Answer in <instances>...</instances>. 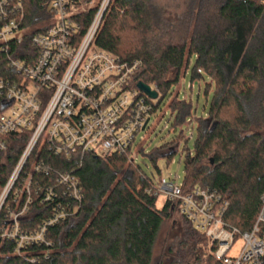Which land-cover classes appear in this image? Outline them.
Returning a JSON list of instances; mask_svg holds the SVG:
<instances>
[{"label":"trees","instance_id":"trees-1","mask_svg":"<svg viewBox=\"0 0 264 264\" xmlns=\"http://www.w3.org/2000/svg\"><path fill=\"white\" fill-rule=\"evenodd\" d=\"M43 2L25 0V26L31 34L44 31ZM96 11L78 15L81 37ZM96 45L123 62H141L134 81L157 89L154 114L173 97L169 108L176 117L171 130L179 134L150 155L153 165L160 158L170 162L175 154L180 153L181 160L186 154L184 193L198 187L217 192L229 203L225 222L250 232L264 195V0H189L188 10L176 20L167 18L153 0H112ZM25 52L36 55L29 38L11 45L15 59L25 60ZM193 57L192 81H209L207 90L213 98L206 117L199 120L192 153L187 136L195 130L198 107L192 96L180 100L175 88ZM15 76L0 53V80ZM6 107L0 100V113ZM29 139V133L6 136L7 150L0 151V197ZM40 162L51 170L35 176L33 198L20 227L27 235L46 227L43 241L25 244L17 252L16 239H1L10 225V211L25 204L15 201L13 190L0 212V264H153L164 223L173 213L180 215L178 205L166 201L158 208L159 197L148 194L156 179L153 173L149 176L128 155L86 156L79 168L78 155L55 157L44 152ZM33 163L34 157L26 169ZM73 170L80 178V201L66 187L57 186L56 173ZM54 188V199L45 201ZM58 213L66 215L49 224ZM183 220L185 238L179 249L183 263L194 259V264H220L211 244V253L206 252L209 240Z\"/></svg>","mask_w":264,"mask_h":264},{"label":"built area","instance_id":"built-area-1","mask_svg":"<svg viewBox=\"0 0 264 264\" xmlns=\"http://www.w3.org/2000/svg\"><path fill=\"white\" fill-rule=\"evenodd\" d=\"M111 2L44 0V31L31 34L32 30L25 26V0H0V53L6 55L16 75L15 79L0 80V100L7 104L0 113V151L7 150L6 136L30 134L0 197V212L13 190L16 202L25 201L22 207L10 211V225L1 238L16 239L17 252L25 244L43 241L46 232L43 227L35 235H27L20 227L33 198L35 176L51 170L40 162L42 154L78 155L79 168L86 156L128 155L135 163L133 146L137 136L148 129L154 114L153 103L157 100L135 85L141 62H123L96 45ZM92 10H97L94 19L81 37L78 15ZM27 38L36 55L25 52V60L15 59L10 53L11 45H22ZM151 90L158 92L155 87ZM32 157L34 163L27 170ZM56 175L57 186L66 187L80 201V178L75 170ZM55 190L46 193L45 201L54 199ZM148 194L164 196L178 205L180 215L215 248L213 253L220 264H264V195L254 228L241 232L225 222L229 203L217 192L198 187L185 194L183 184L160 176L152 181ZM65 215L56 214L49 224ZM240 238L243 248L237 257H231L230 251Z\"/></svg>","mask_w":264,"mask_h":264},{"label":"rangeland","instance_id":"rangeland-1","mask_svg":"<svg viewBox=\"0 0 264 264\" xmlns=\"http://www.w3.org/2000/svg\"><path fill=\"white\" fill-rule=\"evenodd\" d=\"M99 0H93L98 3ZM161 9L167 14V18L176 20L181 17L188 10L189 0H153ZM196 58H192V64L188 69L186 75L182 78L179 86L175 88V95L179 92V99L184 100L186 97L192 96L194 108L198 107L197 119L195 123V130L192 134L188 132L190 141L188 148L190 152L195 150V138L198 133L199 120L206 117V113L210 108L213 94L211 90H207V83L209 81H192L193 66ZM173 97L166 98L160 105L156 114L152 115L148 129L141 132L135 141L132 150V157L135 158V163L142 167V169L151 177L154 174L156 178L160 177L158 169L161 171V176L170 177L176 184H183L185 179V164L184 160L186 154L181 160V154H175L168 162L165 158H160L156 166L150 159V155L161 145L171 142L178 133L171 130L174 124L176 115L172 117V110L169 105ZM157 103V101L155 102ZM194 135V136H193ZM193 136V138H192ZM184 144L180 148V152L184 150ZM153 173V174H152ZM167 199L164 196L158 198L157 206L162 208ZM186 224L179 213H173L170 219L164 223L161 232L157 238L154 248L153 264H184L183 258L179 254L180 243L184 240V231ZM206 252L211 253L210 243H207ZM244 241L240 238L230 251L231 257H237L243 248ZM194 259L190 264H194Z\"/></svg>","mask_w":264,"mask_h":264},{"label":"water","instance_id":"water-1","mask_svg":"<svg viewBox=\"0 0 264 264\" xmlns=\"http://www.w3.org/2000/svg\"><path fill=\"white\" fill-rule=\"evenodd\" d=\"M137 87H138V89L140 91H142L143 93H145L146 95H148L151 99H153V100H158L159 99L158 92L152 91L151 90V87L148 86V85H146L145 83H142V82L141 83H138V86ZM148 123H149V120L147 121V123H146V125H145V127H144L143 130L146 129Z\"/></svg>","mask_w":264,"mask_h":264}]
</instances>
